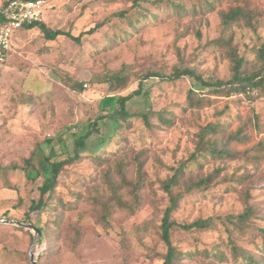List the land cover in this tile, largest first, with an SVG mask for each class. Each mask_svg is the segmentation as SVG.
I'll return each mask as SVG.
<instances>
[{"label":"rangeland","instance_id":"obj_1","mask_svg":"<svg viewBox=\"0 0 264 264\" xmlns=\"http://www.w3.org/2000/svg\"><path fill=\"white\" fill-rule=\"evenodd\" d=\"M132 1L45 0L42 22L77 35L110 12L130 6ZM182 2L190 7L196 0ZM254 2L264 12V0ZM217 9L178 19L152 8L160 20H149L143 28L115 42L114 33L125 28L115 19L92 34H84L80 43L63 35L45 40L37 27L13 32L12 49L0 70V219L30 222L46 234L41 231L34 241L32 230L0 222V264H31L30 252L39 264L162 262L166 246L161 222L168 195L161 181L180 162L189 160L197 124L220 120L233 130L244 120L246 111L253 109L264 115V92L258 90L250 93L253 100L232 94L219 97L211 106L183 111L188 89L204 90L196 81L187 75L174 80L143 77L146 70L170 73L179 64L193 68L206 80L228 77L227 58L208 43L219 34ZM231 31L239 53L252 58V49L264 43V13L252 27L240 23ZM123 67L130 74L123 89L111 92L98 81ZM64 76L67 84L81 82L83 91L69 89L62 82ZM126 95L130 96L126 109L136 114L126 120H113L109 115L117 107L115 97ZM140 113L148 114L147 122ZM159 113L171 122H162ZM92 122L97 123L92 134L82 146L75 147L74 141ZM253 134L254 141L264 140V129ZM244 147L251 148L250 143ZM138 150H145L141 158L145 159L146 170L140 207L131 216L123 210L115 211L106 228L96 224L86 198L96 188L105 187L99 175L102 167L93 156L113 158L110 152L129 156ZM32 151L28 166L24 161ZM76 153L82 157L65 166L45 208L29 209L31 202L38 199V187L49 163ZM194 164H189L186 180L205 176L214 169L220 172L209 187L183 193L170 219L188 224L210 218L213 225L203 229L172 228L170 239L180 258L175 264H234L228 239L253 249L260 238L253 237L250 228L234 230L229 237L218 216L240 212L245 205L243 192L247 190L248 202L258 210V217L249 223L264 226V159L259 165L245 157L212 159L202 168ZM128 172L131 176L132 167ZM244 176L243 181L237 180ZM180 190V186L174 187V192ZM46 197L47 194L43 196ZM57 220L78 221L86 227L74 249L64 243L62 236L57 238ZM136 224H143L146 230L137 233ZM217 249L225 259L211 254Z\"/></svg>","mask_w":264,"mask_h":264},{"label":"trees","instance_id":"obj_2","mask_svg":"<svg viewBox=\"0 0 264 264\" xmlns=\"http://www.w3.org/2000/svg\"><path fill=\"white\" fill-rule=\"evenodd\" d=\"M4 0L2 3H4ZM225 5V6H224ZM163 10L166 17L182 18L184 16H194L199 12H210L215 8L219 16V34L209 40L208 43L214 49H220L225 58L228 60L229 75L226 78L216 77L212 81L206 80L202 75L197 73L189 66L182 64L174 65L170 73L153 71L151 69L144 72V78L158 77L160 80H174L184 75L189 76L196 81L202 91L194 88L188 89L185 102L182 110L186 109H201L211 106L216 103L219 97H228L232 94H242L246 98L253 100L250 95L253 91L264 92V43L252 49V58H248L239 53L237 47L233 44V35L231 28L236 24H244L252 27L259 16H262L263 9H258L254 0H196L194 4L187 7L182 0H133L132 4L126 8L118 9L110 12L104 19L97 21L92 27L77 35L69 31L60 29H52L42 21H35L25 28L37 27L42 33L45 40H54L57 36L63 35L76 43L81 42V37L84 34H92L102 27L105 23L111 22L113 19L124 23L125 28L114 33L112 42L123 40L134 31L143 28L149 20H160L156 13L151 12V9ZM1 22V21H0ZM23 27V28H24ZM62 82L65 85L77 92H82L83 87L81 82H72L67 84L64 78ZM130 80V74L125 72V68L114 70L106 74L103 79L98 80L107 85L111 92L123 89ZM139 93V91L135 92ZM129 95L115 97L117 107L112 110L109 115L113 120H126L130 114L126 109V101ZM31 101V97L28 99ZM142 119L147 122L148 114L140 113ZM262 113L256 112L253 109L246 111L243 115L244 120L238 119L241 123L233 130H230V124L227 122H207L205 124H197L198 128L195 132L194 150L186 162H180L173 169V173L161 181L163 190L168 195V205L163 211L161 222V237L166 246V252L163 255L160 264H175L179 258V253L173 246L170 234L175 226H179L185 230L197 228H209L213 225L210 218L197 219L188 224H180L170 219L171 212L177 207L183 193L192 189L209 187L213 180L220 172L219 169H214L209 174L195 178L194 180H186L184 174L189 169V164L195 163L198 167L209 160H233L238 157L249 158L252 163L259 165L264 159V140L254 141L253 133L255 130L264 129V120ZM240 117V116H239ZM158 118L169 124L171 121L162 113L158 114ZM97 126L96 122H92L86 132L74 141V146H82L83 140L92 134V129ZM49 142L50 140H46ZM250 143L251 148H245V144ZM113 158H103L99 154L93 156L94 161L101 166L99 171L100 178L104 184V189L96 188L94 192L86 198L91 210L92 217L96 224L107 227L110 224V217L117 210L125 211L128 216L133 215L140 207L142 201V189L145 186L146 170L144 168L145 159L141 158L145 154V150L132 152L127 154H117L110 152ZM32 151L25 159V163L29 166L31 163ZM82 155L76 153L69 155L66 158L56 160L49 163L48 170L45 171V179L38 187V199L32 201L29 209L41 210L46 206L47 199L53 196V193L58 186L59 175L64 170L65 166L79 160ZM42 165V161L39 162ZM132 167L131 176L128 175V168ZM244 178L237 179L243 181ZM180 186V192H174V187ZM47 194L46 199L43 196ZM244 207L238 213L226 214L218 216L220 222L224 225L229 237L234 230L242 231L245 228L253 229V237H259V241L254 243L253 249L246 248L235 244V240L228 239L230 252L233 255L234 264H264V226L250 224L249 221L253 217H258L256 206L248 202L250 197L249 191L243 192ZM264 220V216L261 217ZM58 235L57 238H63L64 243L74 249L78 242L85 235V226L78 221L57 220ZM229 225L231 228H229ZM137 233L146 230V227L140 224L135 225ZM45 236L42 228H39ZM208 253V252H207ZM211 254L216 255L219 260L225 259V254L217 249ZM39 264V263H37Z\"/></svg>","mask_w":264,"mask_h":264},{"label":"built area","instance_id":"obj_3","mask_svg":"<svg viewBox=\"0 0 264 264\" xmlns=\"http://www.w3.org/2000/svg\"><path fill=\"white\" fill-rule=\"evenodd\" d=\"M45 0H6L0 4V69L11 48L12 33L35 21H42Z\"/></svg>","mask_w":264,"mask_h":264},{"label":"water","instance_id":"obj_4","mask_svg":"<svg viewBox=\"0 0 264 264\" xmlns=\"http://www.w3.org/2000/svg\"><path fill=\"white\" fill-rule=\"evenodd\" d=\"M0 222L7 223V224H13V225L21 226L23 228L32 230L34 232V241H36V239L41 236V230L30 222H22V221L9 220V219H6V220L0 219ZM29 260L31 264H37V261L34 258L33 252H30Z\"/></svg>","mask_w":264,"mask_h":264},{"label":"crops","instance_id":"obj_5","mask_svg":"<svg viewBox=\"0 0 264 264\" xmlns=\"http://www.w3.org/2000/svg\"><path fill=\"white\" fill-rule=\"evenodd\" d=\"M21 29H24V30H25V29H30V28H25V27H24V28H23V27H22V28H19V30H21ZM17 30H18V29H17ZM12 34H13V33H12ZM11 38H12V35H11ZM11 49H12V43H11L10 51H11ZM10 51H9V54H10ZM9 54H8V56H9ZM8 56H7V57H8ZM0 70H1V69H0ZM2 119H3V117H2V115L0 114V123H1Z\"/></svg>","mask_w":264,"mask_h":264}]
</instances>
